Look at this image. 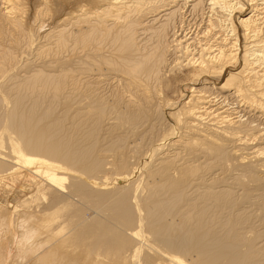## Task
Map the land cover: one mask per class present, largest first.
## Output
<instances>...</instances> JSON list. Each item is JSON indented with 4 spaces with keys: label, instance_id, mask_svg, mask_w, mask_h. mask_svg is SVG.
Wrapping results in <instances>:
<instances>
[{
    "label": "bare ground",
    "instance_id": "1",
    "mask_svg": "<svg viewBox=\"0 0 264 264\" xmlns=\"http://www.w3.org/2000/svg\"><path fill=\"white\" fill-rule=\"evenodd\" d=\"M0 38V177L38 179L0 264H264V0H0Z\"/></svg>",
    "mask_w": 264,
    "mask_h": 264
},
{
    "label": "rangeland",
    "instance_id": "2",
    "mask_svg": "<svg viewBox=\"0 0 264 264\" xmlns=\"http://www.w3.org/2000/svg\"><path fill=\"white\" fill-rule=\"evenodd\" d=\"M65 9L66 10L61 13V14L64 13L63 16H65V13L67 11H69L68 10L69 7H66ZM36 19H37V17L33 16L32 20H31L33 25L36 26L35 27L36 34H40V35H44V36L46 35L47 32L52 30V29H50L52 26L54 28V26H56V24L59 23V21L56 20L55 24L54 23L51 24V22H49V20H48V22H46L42 25V23L40 24V22H38ZM41 28H43L42 29L43 31L40 30ZM37 30H38V32L40 30L42 34L40 32L37 33ZM40 38L41 39H38V41L40 40V42H41V40L43 39L42 42L48 44V40L44 41L46 39H44L42 37H40ZM0 43L3 44L2 46H6L7 48L12 47V44H13V43L10 44V41L8 39L4 40L3 38H0ZM13 47H14V45H13ZM31 50L32 51H29L28 47L26 48L25 45L24 46L21 45L20 48L15 50L16 55H18V60H19L20 64L24 63L26 60L27 61L30 60L32 57H35V55H36L35 52L37 53V51H35L36 50L35 47H33ZM18 63H17V65H19ZM14 72L16 73V69H14ZM21 73L23 74L24 72H21ZM187 91H189V90L187 89ZM172 97H173V95H172ZM173 98L175 99L176 97H173ZM180 98L181 97H179V95H178L176 100L180 101L181 100ZM241 106H243V105H241ZM237 109L240 110L242 108H237ZM160 125L162 127L165 126L163 124H160ZM144 147H145V144H144L143 148ZM37 182H38V179L33 177V175H31V173L25 168H20L19 171L14 173L13 175L7 174V175L0 177V206H1V208H4V209L7 208L8 210H13L14 206H16V205H19V207L22 208L23 204H24L23 202H25L24 200L27 197L31 196L32 194H35L36 188H37ZM36 198L37 197H35V199ZM37 201H38V199H36L34 202H37ZM15 250H13V252H14V254L15 253L17 254V252ZM13 258L15 259V258H19V257H17V255H15ZM14 259H13V261L17 260V259H15V260Z\"/></svg>",
    "mask_w": 264,
    "mask_h": 264
}]
</instances>
